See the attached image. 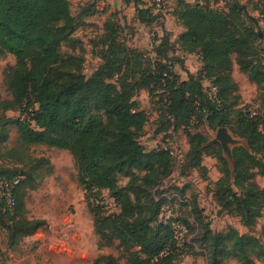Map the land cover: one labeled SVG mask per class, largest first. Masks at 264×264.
<instances>
[{
    "label": "trees",
    "instance_id": "obj_1",
    "mask_svg": "<svg viewBox=\"0 0 264 264\" xmlns=\"http://www.w3.org/2000/svg\"><path fill=\"white\" fill-rule=\"evenodd\" d=\"M134 1L140 23L149 26L158 19L152 6ZM229 1L228 9L202 1L194 5L187 0L179 2L174 15L183 31L177 43L188 53H198L202 62L200 76L191 74L182 79L174 70V61L150 60L145 65L139 50L122 43L110 44L112 35L102 40L105 63L92 77H86L83 58L62 50L64 43L74 41L77 27L71 0H0V52L16 57L15 64L5 70L11 97L1 100L0 107L26 114L2 124L1 142L8 139L6 125L12 123L18 129L21 146L68 150L79 181L96 207L95 232L105 246L118 243L126 264H175L179 247L172 224L158 221L164 198L158 199L154 193L171 173L175 160L168 150L147 151L139 142L149 117L135 100L136 92L144 87L153 92L164 90L163 112L174 117L176 126L178 120L190 125L196 114H207L211 125H227L226 114L231 107L225 99L233 84L232 55L237 54L241 70L257 83L264 102V49L251 25L257 19L248 16L240 0ZM160 40L162 47L169 44L170 37L164 35ZM122 52L130 63L128 75L121 74L117 66ZM115 76L118 83L110 81ZM205 79L217 88V101L206 91ZM263 120L264 116L257 113L239 114L236 133L245 138L246 144L233 149V171L221 148L216 152L221 172L215 183L216 196L221 203H235L247 226L256 224L264 206V189L254 180L256 174L264 175ZM190 139L200 165L205 138L195 133ZM129 169L145 174L141 178ZM123 173L131 174L127 186L119 183ZM31 176L32 172L0 167V225L7 231L10 247L47 225L45 219L26 215L23 187ZM16 179L19 182L13 185L14 203L10 205L1 184ZM104 190L115 199L119 212L103 211L100 197ZM201 212L195 203L191 213ZM250 242L264 252V245L256 239L238 236L236 253L243 264H255L245 247ZM92 264L122 262L119 257L104 254Z\"/></svg>",
    "mask_w": 264,
    "mask_h": 264
},
{
    "label": "rangeland",
    "instance_id": "obj_2",
    "mask_svg": "<svg viewBox=\"0 0 264 264\" xmlns=\"http://www.w3.org/2000/svg\"><path fill=\"white\" fill-rule=\"evenodd\" d=\"M180 1L183 2L168 0L162 10L155 12L159 14L158 19L148 26L138 21L134 0H71V11L77 18V27L72 35L74 41L63 44V53L83 58V72L86 77H92L105 63L102 56L103 37L112 35L110 44L122 43L139 50L144 64L158 59L174 61V70L182 79H187L191 74L200 76V55L184 51L177 43L182 26L174 13ZM187 1L189 5L202 1L220 9H228L230 2ZM240 3L244 4L248 16L257 19L251 25L256 32H262L263 38L258 36L257 42L264 49V0H240ZM139 4L149 7L151 0H141ZM111 23H114L112 29ZM164 35L170 37L169 44L159 47L160 38ZM120 57L117 66L121 74L128 75V58L123 52ZM232 58L233 84L227 89L225 99L231 107L226 114L229 118L227 125H211L207 114H196L190 120V125L178 120L176 126L174 117L163 112L164 90L153 92L150 87H144L135 95V100L149 117L139 135V142L148 151L160 146V139L174 151L172 156L175 162L171 173L154 189V193L158 199L164 198L158 221L171 223L179 241L175 264H243L236 253L238 236L254 238L264 245V206L256 224L247 226L238 214L236 204L221 203L215 193V183L221 177L216 155L219 148L232 171L234 169L218 137L220 128H226L230 135L231 140L227 145L233 155L236 146L246 144L245 138L236 133L239 114L251 112L264 116V102L257 83L241 70L237 54H233ZM15 62L13 54L0 52V101L11 97L5 85V70ZM110 81L118 83L117 76ZM203 84L211 94L212 83L205 79ZM24 115L19 110L0 107V167L32 172L23 187L26 215L45 219L47 225L11 247L6 229L0 225V264H92L104 254L119 257L122 264H126L125 254L118 243L105 246L95 232V205L79 181L73 155L68 150L47 145L21 146L18 143V129L12 123L6 125L8 139L1 142L2 124ZM261 127H264V120ZM195 133L205 138L200 165H197L199 159L190 143V135ZM129 170L141 178L145 174L140 169ZM22 177L25 178V175ZM130 179V173H123L119 183L127 186ZM254 180L264 189L263 174H256ZM195 203L202 210L199 214L191 213ZM100 204L106 214L119 212L108 190L101 194ZM245 247L255 264H264L262 249L254 242Z\"/></svg>",
    "mask_w": 264,
    "mask_h": 264
},
{
    "label": "built area",
    "instance_id": "obj_3",
    "mask_svg": "<svg viewBox=\"0 0 264 264\" xmlns=\"http://www.w3.org/2000/svg\"><path fill=\"white\" fill-rule=\"evenodd\" d=\"M167 1L166 0H151V6L154 8V11L162 10L166 6ZM212 92V98L213 100L217 101V88L215 86H211ZM159 140L160 146H158V149H165L170 152L171 155H174V151L166 144L165 142ZM19 182V179L14 180L13 182H4L1 184V188L4 189L5 194L7 195L9 199L10 205L14 203V198L12 195V188L13 185L17 184Z\"/></svg>",
    "mask_w": 264,
    "mask_h": 264
},
{
    "label": "water",
    "instance_id": "obj_4",
    "mask_svg": "<svg viewBox=\"0 0 264 264\" xmlns=\"http://www.w3.org/2000/svg\"><path fill=\"white\" fill-rule=\"evenodd\" d=\"M259 37L263 38L262 32H259ZM218 137H219V139H220V141H221V143H222V145L226 151L227 158L233 163V164L232 163L231 164L234 166V161H233L234 158L232 155V151L229 150L228 145H227V143L231 140L230 135L227 132V129L223 128V127L220 128L219 133H218Z\"/></svg>",
    "mask_w": 264,
    "mask_h": 264
},
{
    "label": "crops",
    "instance_id": "obj_5",
    "mask_svg": "<svg viewBox=\"0 0 264 264\" xmlns=\"http://www.w3.org/2000/svg\"><path fill=\"white\" fill-rule=\"evenodd\" d=\"M182 31H183V28H182ZM182 31H181V32H182Z\"/></svg>",
    "mask_w": 264,
    "mask_h": 264
}]
</instances>
